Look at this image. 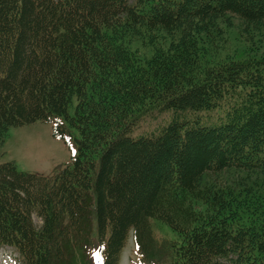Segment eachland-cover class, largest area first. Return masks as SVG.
I'll use <instances>...</instances> for the list:
<instances>
[{"label": "trees", "instance_id": "16d2710c", "mask_svg": "<svg viewBox=\"0 0 264 264\" xmlns=\"http://www.w3.org/2000/svg\"><path fill=\"white\" fill-rule=\"evenodd\" d=\"M233 17L260 29L264 0H0V145L41 121L76 149L51 176L0 164V246L121 264L133 238L141 264H264V54L203 61Z\"/></svg>", "mask_w": 264, "mask_h": 264}, {"label": "rangeland", "instance_id": "374dc122", "mask_svg": "<svg viewBox=\"0 0 264 264\" xmlns=\"http://www.w3.org/2000/svg\"><path fill=\"white\" fill-rule=\"evenodd\" d=\"M227 23L223 24L222 31L215 33L221 34L220 36L207 39L208 42L201 44L205 46L202 50L205 63L214 64L220 58L243 59L264 54V26L260 29L247 27L244 22L234 17L228 19ZM212 32L211 30L210 33ZM206 36L207 34H203L204 39ZM199 53L200 50L196 58L198 62ZM210 58H213L211 62H207L206 59ZM230 102L231 105L234 103L232 100ZM207 116L209 117V113ZM223 116V111H217L210 115V119L215 120ZM153 125H159V121H155ZM146 128L147 126L144 127ZM70 143L71 147L63 139L56 137L54 125L49 122L38 121L30 125L11 128L5 141L0 145V164L13 161L20 171L51 176L71 164L76 149L74 142ZM34 221L38 226L41 224V220L36 216ZM169 235L165 228L154 225V236L158 243L164 242ZM137 253L135 241L131 238L123 251L121 264H137L139 260ZM10 256L18 260L17 254L13 253L10 248H0V264H21L19 260L16 262Z\"/></svg>", "mask_w": 264, "mask_h": 264}, {"label": "bare ground", "instance_id": "6f19581e", "mask_svg": "<svg viewBox=\"0 0 264 264\" xmlns=\"http://www.w3.org/2000/svg\"><path fill=\"white\" fill-rule=\"evenodd\" d=\"M8 248H10V247H8Z\"/></svg>", "mask_w": 264, "mask_h": 264}]
</instances>
